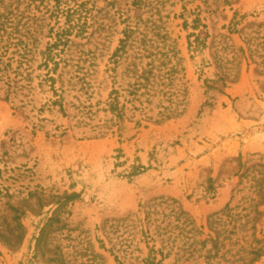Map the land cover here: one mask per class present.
Segmentation results:
<instances>
[{"label":"rangeland","instance_id":"obj_1","mask_svg":"<svg viewBox=\"0 0 264 264\" xmlns=\"http://www.w3.org/2000/svg\"><path fill=\"white\" fill-rule=\"evenodd\" d=\"M0 264H264V0H0Z\"/></svg>","mask_w":264,"mask_h":264}]
</instances>
